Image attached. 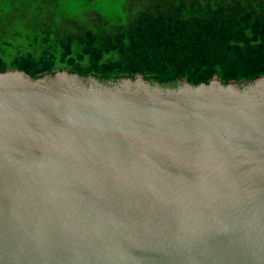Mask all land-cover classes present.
I'll list each match as a JSON object with an SVG mask.
<instances>
[{
	"label": "water",
	"instance_id": "1",
	"mask_svg": "<svg viewBox=\"0 0 264 264\" xmlns=\"http://www.w3.org/2000/svg\"><path fill=\"white\" fill-rule=\"evenodd\" d=\"M0 264H264V77L0 74Z\"/></svg>",
	"mask_w": 264,
	"mask_h": 264
},
{
	"label": "trees",
	"instance_id": "2",
	"mask_svg": "<svg viewBox=\"0 0 264 264\" xmlns=\"http://www.w3.org/2000/svg\"><path fill=\"white\" fill-rule=\"evenodd\" d=\"M176 88L264 77V0H0V74Z\"/></svg>",
	"mask_w": 264,
	"mask_h": 264
}]
</instances>
